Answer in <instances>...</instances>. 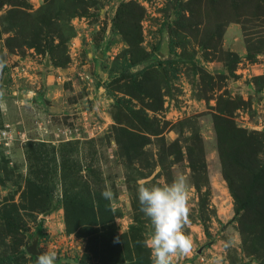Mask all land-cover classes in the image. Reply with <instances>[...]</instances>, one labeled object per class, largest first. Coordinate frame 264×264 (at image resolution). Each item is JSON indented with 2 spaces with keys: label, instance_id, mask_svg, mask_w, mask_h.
Returning a JSON list of instances; mask_svg holds the SVG:
<instances>
[{
  "label": "rangeland",
  "instance_id": "rangeland-1",
  "mask_svg": "<svg viewBox=\"0 0 264 264\" xmlns=\"http://www.w3.org/2000/svg\"><path fill=\"white\" fill-rule=\"evenodd\" d=\"M127 2L146 56L134 65ZM0 56V264L49 248L56 264H94L83 231L97 228L67 226L64 199L106 187L118 233L145 242L138 185L178 172L194 241L178 264H264V207L236 205L215 127L255 139L264 167V0H0Z\"/></svg>",
  "mask_w": 264,
  "mask_h": 264
},
{
  "label": "trees",
  "instance_id": "trees-1",
  "mask_svg": "<svg viewBox=\"0 0 264 264\" xmlns=\"http://www.w3.org/2000/svg\"><path fill=\"white\" fill-rule=\"evenodd\" d=\"M132 4L127 2L123 7L124 23L127 27L124 39L128 45L126 52L128 56H125L124 60L129 65L137 64L146 57L144 55L143 58H139L136 51L141 43L139 29L136 33L135 30L130 29L129 20L134 21L132 24L134 28H137L141 19V16L134 18L131 10L127 9ZM215 127L219 139L222 173L228 182L235 203L245 211L255 212L258 208L264 207L262 202L264 200V167L262 161L257 158L258 143L252 137L245 136L239 129H235L234 126L227 125L225 121H216ZM228 156L232 159H228ZM252 159H254L253 162H250ZM204 168L203 165L196 166L191 162V171L195 179ZM232 174L237 179L234 180ZM64 210L67 226L81 228L89 225L96 226L95 236H90L87 231H83L89 244L93 243L95 246V249L88 248L95 257L94 264H152L145 243H139V236L143 239L141 234L132 231L118 233L114 224L112 206L101 194L96 193L89 200L82 196H67L64 199Z\"/></svg>",
  "mask_w": 264,
  "mask_h": 264
},
{
  "label": "clouds",
  "instance_id": "clouds-1",
  "mask_svg": "<svg viewBox=\"0 0 264 264\" xmlns=\"http://www.w3.org/2000/svg\"><path fill=\"white\" fill-rule=\"evenodd\" d=\"M6 65L7 60L0 56V76ZM3 96L0 88V98ZM191 192L189 177L182 172L176 173L171 182L139 183L137 195L141 211L153 226L144 242L150 250L152 264H178L192 254L193 237L186 231L190 224ZM101 195L110 201L113 197L107 187ZM230 244V240L226 241L224 247ZM57 255L55 249L49 248L38 254L35 264H56Z\"/></svg>",
  "mask_w": 264,
  "mask_h": 264
},
{
  "label": "built area",
  "instance_id": "built-area-1",
  "mask_svg": "<svg viewBox=\"0 0 264 264\" xmlns=\"http://www.w3.org/2000/svg\"><path fill=\"white\" fill-rule=\"evenodd\" d=\"M82 78H85V79L91 80V78L89 77V75L82 76ZM201 259H203V258H201Z\"/></svg>",
  "mask_w": 264,
  "mask_h": 264
}]
</instances>
